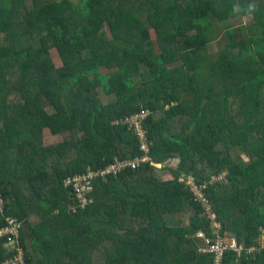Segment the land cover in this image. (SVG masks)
I'll list each match as a JSON object with an SVG mask.
<instances>
[{
	"label": "trees",
	"instance_id": "16d2710c",
	"mask_svg": "<svg viewBox=\"0 0 264 264\" xmlns=\"http://www.w3.org/2000/svg\"><path fill=\"white\" fill-rule=\"evenodd\" d=\"M27 1L0 0V227L17 225L13 245L0 238V264L19 254L22 264H213L192 237L210 227L188 175L198 185L225 175L205 190L222 233L258 247L264 0ZM207 23L223 26L216 52L222 31L209 39ZM145 110L147 155L117 123ZM44 129L62 141L44 144ZM173 158L174 178L159 180L150 161ZM89 172L82 207L66 179ZM183 212L188 224L169 219ZM236 258L225 264H264V248Z\"/></svg>",
	"mask_w": 264,
	"mask_h": 264
},
{
	"label": "built area",
	"instance_id": "2783aa9c",
	"mask_svg": "<svg viewBox=\"0 0 264 264\" xmlns=\"http://www.w3.org/2000/svg\"><path fill=\"white\" fill-rule=\"evenodd\" d=\"M148 115L149 111L145 110L140 112L139 114H133L131 116H127L126 118L120 121H117L118 124L127 125L138 135L140 139L139 141L141 142V149L145 152L146 155L149 152V144L147 142V134L143 127V122ZM148 160H150L149 157L143 158V161ZM140 161L141 159L138 158L126 161H116L114 165L108 167V169L103 172V174L108 172L115 173L124 165H130L132 167L138 166L140 164ZM150 163L154 166H158L157 164H154L152 160L150 161ZM90 176H93L92 172H89L87 175L76 174L66 179V184L72 183L76 191L78 203H80L82 207L90 203V198L86 196V193L91 191L87 181L90 180ZM224 179L225 175L213 176L208 179L207 183L202 185H198L193 175H188L187 180V183L191 191L193 192L194 200L199 203L198 205L202 209L201 215L209 221L210 227V235H206L203 231H200L199 233L194 235V237L200 238L202 240L204 244L203 248H201V251L203 253H208L212 256L213 264H225L227 253L231 251L237 254V258L235 259V263H237L245 253L247 255L256 254V252H259L261 251V249L264 248V234L259 240L260 247L258 246L252 247L250 249H244V247L239 244L237 239L232 234L228 232L222 233V223L218 220L217 214L213 211L211 203L206 198L205 190L208 187L209 183H215ZM83 181H85L84 185L82 184ZM180 181L182 182L184 181V179L181 178ZM8 223V226L2 228L0 227V238L6 237L8 246H11L14 244V237L17 235V225L14 224L12 220H8ZM14 258L15 259L13 261H6L1 264H16L15 260L19 261L22 264L21 254H19L17 257L15 256Z\"/></svg>",
	"mask_w": 264,
	"mask_h": 264
},
{
	"label": "rangeland",
	"instance_id": "374dc122",
	"mask_svg": "<svg viewBox=\"0 0 264 264\" xmlns=\"http://www.w3.org/2000/svg\"><path fill=\"white\" fill-rule=\"evenodd\" d=\"M71 1L73 3H78L79 0H71ZM26 3H30V1L28 0ZM253 21H254L253 16L252 15H247V16H242V17L239 16V17H236L234 19H231L229 21V24L231 23L232 25L235 26V29L238 30L237 29L238 25H240V24L248 25V24L252 23ZM213 26L215 28L212 27V26H210L208 23L204 26L205 27L204 29L205 30L207 29L206 32H208L209 39H212L213 37L218 38V35H216V33L218 34V32H221L223 30V26L220 27V26L217 25V23H213ZM222 36H224V32L223 31L221 33V38H219L220 40L215 39V40H212L213 42H209V49H210V51L216 52L218 50V48L221 47V41L223 39ZM21 38H20L21 39L20 42L22 41V45L24 47L27 46V42H28L27 41V38L24 37V36L21 37ZM105 74H106V72H103V76ZM100 95H101L103 101H105V102H107L108 100L111 99V97H109V98L106 97L103 94L102 91H100ZM47 111L49 112L48 108H47ZM60 141H62L61 136H59V135H52L49 132L48 129H44L43 130V142H44V144H46V145L55 144V143H58ZM231 154L234 157H235V155H237V153H235V150L233 151L232 149H231ZM242 156L245 157L244 155H242ZM245 159L247 160L246 157H245ZM153 163L156 164L155 161H153ZM178 164H179V159H177V158L176 159H174V158L173 159H170L165 164H161V166L156 167L155 175L161 181H166L168 179H173L174 176L173 175H170L168 172H169V170H171L173 168L174 169L177 168ZM190 215H191L190 212H187V213L183 212L181 214H176V215L169 216V219L171 218L172 219L171 221L174 222V223L175 222H180L181 225H186L189 222ZM34 221L35 220H33V219L31 220V222H34ZM228 233H230V232H228ZM201 243H203V242H201Z\"/></svg>",
	"mask_w": 264,
	"mask_h": 264
},
{
	"label": "clouds",
	"instance_id": "9594fccd",
	"mask_svg": "<svg viewBox=\"0 0 264 264\" xmlns=\"http://www.w3.org/2000/svg\"><path fill=\"white\" fill-rule=\"evenodd\" d=\"M252 10H254V5H249V11H252ZM158 166H161V164H157ZM158 166H156V167H158ZM200 232V231H199ZM199 232H197V233H199ZM193 237H194V235H193ZM196 239H199V240H201L200 238H196ZM202 241V240H201Z\"/></svg>",
	"mask_w": 264,
	"mask_h": 264
},
{
	"label": "crops",
	"instance_id": "0c3cea01",
	"mask_svg": "<svg viewBox=\"0 0 264 264\" xmlns=\"http://www.w3.org/2000/svg\"><path fill=\"white\" fill-rule=\"evenodd\" d=\"M174 159H176V158H174ZM173 169H174V168H173ZM175 169H176V168H175ZM168 173H169L170 175H172V170H169V172H168ZM198 241H200V242H199V247H201V245H202V243H201V242H202V241H201V240H199V239H198ZM200 243H201V244H200Z\"/></svg>",
	"mask_w": 264,
	"mask_h": 264
}]
</instances>
